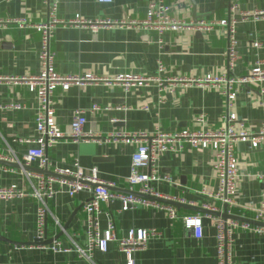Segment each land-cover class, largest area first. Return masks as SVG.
<instances>
[{"label": "crops", "instance_id": "1", "mask_svg": "<svg viewBox=\"0 0 264 264\" xmlns=\"http://www.w3.org/2000/svg\"><path fill=\"white\" fill-rule=\"evenodd\" d=\"M150 1L59 0L58 16L69 19L80 13L89 20H142ZM164 1L171 6L174 17L186 21L217 22L230 14L229 0ZM258 9H264V0H239L240 12ZM239 13L236 12V16ZM0 19L6 20L0 24V154L22 161L34 145L26 140L38 135L35 123L38 101L25 81L18 79L40 71L41 34L35 25L47 21L48 6L44 0H0ZM236 36L239 60L232 74L243 76L258 61L264 67V19L248 18L239 22ZM254 40L260 41L262 46H253ZM50 45L55 52V68L61 74L135 72L151 75L157 70L158 61L166 67L164 75L229 72L227 31L218 25L209 31L169 30L161 35L141 25L106 26L97 32L75 25H59L52 33ZM261 97L264 98V81L260 85L239 86L236 98L229 105L221 90L209 86L180 85L173 92L165 93H161L156 84L129 92L120 86L105 84L71 86L67 91L57 88L52 100L60 128L68 133L74 111L83 108L87 117L84 129L94 137L77 142L62 138L51 145L47 153L61 167L71 166L76 159L85 170L96 166L101 180L115 183L112 190L124 192L136 143L124 142L117 138L118 134L195 129L200 127L196 121L200 115L205 118L206 128L216 129L222 126L227 112L235 113L246 127H257L264 122V106L259 104ZM11 103L22 107H1ZM94 104L124 106L125 109L90 111ZM237 154L240 175L231 214L252 219L253 213L247 208L252 202L259 204L264 190V178L258 177L264 175V147L250 148L248 143L241 142L237 144ZM212 162L213 152L206 148L186 147L180 152H167L160 157L159 164L161 172L172 182H155L153 186L160 194L179 202L200 207L215 204L218 211L223 212L224 204L207 194L218 188ZM23 166L0 163V187L17 183L30 190V180L36 178L29 179L25 171L37 172ZM28 166L38 167V163L35 161ZM89 198L83 191L73 197L61 192L49 200L47 239L60 234L56 239L69 249L61 251L51 248L55 239L49 243L36 241V199L0 201V264H91L74 249V241L80 246L86 243L87 216L83 203ZM120 206L119 201L111 205L101 203L102 229L112 217L119 236H125L131 228H156L160 233L134 252L136 264H218V216L175 206L179 218L171 220L161 208L139 206L119 211ZM197 213L203 219L200 238L195 237L182 220L184 215ZM232 237L233 264H264V233L236 226ZM94 260L98 264H124L126 259L117 244L110 242L107 252L95 251Z\"/></svg>", "mask_w": 264, "mask_h": 264}, {"label": "built area", "instance_id": "2", "mask_svg": "<svg viewBox=\"0 0 264 264\" xmlns=\"http://www.w3.org/2000/svg\"><path fill=\"white\" fill-rule=\"evenodd\" d=\"M108 2L111 0H98ZM48 6V19L45 22L35 25L41 34V47L39 50L40 71L34 75H27L19 78L28 86L30 92L36 95L38 109L35 116L37 137L32 140L34 145L24 154L23 160L15 156H3L11 162H16L20 166L23 163L27 166L32 162H37L39 168L49 170L64 176L56 177L42 173L25 171L30 180L31 189L26 190L17 183L0 187V201H11L32 197L38 201L36 216V237L39 240L47 238L46 220L50 212L49 200L58 193H66L73 197L79 192H86L90 198L83 203L86 212V243L80 246L74 241V249L78 256L86 258L91 264H98L94 260L95 251L107 252L110 242H115L121 253L125 255L124 264H136L134 252L144 248L148 241L160 233L156 228H131L125 236H119L117 227L112 217L108 218L107 227L101 228V203L106 202L111 205L119 201L121 206L119 211L134 210L139 206L157 207L166 211L171 220L179 218V213L174 205L160 202L153 197L173 199L158 192L153 183L165 181L172 182L167 174H163L160 168V157L167 152H180L188 148H206L213 152L212 166L218 179V188L207 194L215 201L227 205V212L232 213L235 206V197L239 179V156L237 154V144L246 142L250 148L264 147V122L257 127H246L244 121H239L235 113L227 112L223 116L222 126L216 129L206 128L203 115L197 116L196 121L199 128H182L179 130L166 132L156 131L154 133L131 132L118 134L127 143H136V148L131 156L129 174L126 177L127 191H115L110 188L116 187L113 182H105L99 177V170L96 166L84 169L76 159L71 166L61 167L55 164L48 156L47 150L57 140L71 138L74 141L89 140L94 137L91 132L85 131L87 122L85 110L79 108L74 111L70 122V131H63L56 121V111L53 106L52 95L57 88L67 91L71 86H84L87 84L115 85L129 92L156 84L161 93L173 92L177 86H209L218 88L226 97L229 105L236 98L238 87L249 85H260L264 81V67L260 61L256 62L243 76L232 74L239 60L237 49L238 39L236 36L237 24L248 18L264 19V9L254 12H243L239 10V0H229L230 14L227 18L217 22L198 19L186 21L182 18L174 17L171 13V6L164 0H151L148 4L146 15L142 20H110L98 19L89 20L80 13L75 14L69 19L58 16L59 0H44ZM239 13L236 16L235 13ZM8 21V20H7ZM6 20L0 19V24ZM25 23V20H19ZM59 25H75L83 28H90L97 32L106 26L141 25L146 29L156 31L159 35L165 31L183 29H205L212 30L215 25L224 27L227 31L228 46V73L204 75H164L166 67L162 61H158L157 70L154 74L145 75L135 72H118L114 75H98L93 72L83 74H61L55 68V52L51 49V37L54 29ZM253 46L261 47L258 40L253 41ZM14 79V78H12ZM17 80V78H15ZM263 92V91H262ZM259 104L264 106V98L261 97ZM2 108H21L20 104H3ZM147 107H145L146 109ZM111 109H125L124 106H104L92 105L90 111ZM115 121V119H112ZM260 179L264 175L259 174ZM212 211H218L215 204L203 206ZM253 213L252 219L264 222V190L259 204L253 202L247 208ZM110 215V213H109ZM182 220L187 229L191 230L195 237L203 235L202 215L188 214L182 216ZM236 226L243 229L252 230L257 233H264V227L251 225L245 222H238L222 217L216 218V242L218 264H233L230 255V246L233 241V230ZM51 248L54 251L69 250L64 248L60 240L55 239Z\"/></svg>", "mask_w": 264, "mask_h": 264}, {"label": "water", "instance_id": "3", "mask_svg": "<svg viewBox=\"0 0 264 264\" xmlns=\"http://www.w3.org/2000/svg\"><path fill=\"white\" fill-rule=\"evenodd\" d=\"M0 163L8 165V166H13V167L20 166L16 162H11V161H8V160H5V159H0ZM23 168L26 169V170H30V171L32 170V171H35L37 173H42V174H45V175H52V176H56V177H64V176H61V175L49 170L46 167L39 168V167H32V166H26L25 165V166H23ZM110 189H113V188H110ZM125 191H127V190H125ZM146 197H149V198H152V199H156V200H158L160 202H163V203L174 205V206H176L178 208L185 207V208H189V209H192V210H195V211H198V212H202V213H206V214H210V215H215V216L222 217V218H225V219H232V220H235V221H238V222H245V223H249L251 225L264 227V222H260V221H256V220L251 219V218H246L244 216H239V215H236V214L228 213L226 204H224V211L223 212H219V211H212V210H209L207 208L200 207V206H194V205L182 203V202H179V201H177L175 199H165V198L153 197V196H150V195H146ZM59 235H57V236H55L54 238H51V239H47V238L45 240L37 239L36 241H41V242L44 241L45 243H49V242H52L54 239L58 238Z\"/></svg>", "mask_w": 264, "mask_h": 264}]
</instances>
